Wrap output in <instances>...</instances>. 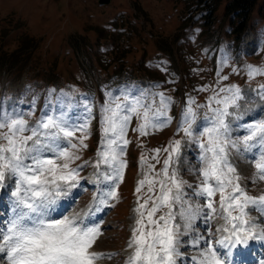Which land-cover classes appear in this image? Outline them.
<instances>
[{
    "label": "rangeland",
    "instance_id": "rangeland-1",
    "mask_svg": "<svg viewBox=\"0 0 264 264\" xmlns=\"http://www.w3.org/2000/svg\"><path fill=\"white\" fill-rule=\"evenodd\" d=\"M243 3L246 0H110L106 5L98 0H0V110L22 114L30 126L45 114H63L69 122L89 124L87 148L76 161L83 165L80 187L61 199L50 215L79 213L85 224L100 228L93 251L104 253L105 258L97 264H125L134 226L135 188L148 172L147 164L141 167L140 156L143 153L153 164V149L182 138L176 129L189 99L195 100L196 124H201L208 109L196 106L206 105L220 87L236 85L242 99L230 109L232 138L239 140L247 134V125L264 121V91L260 90L264 75L248 76L249 65L264 69V0H253L245 22L237 28ZM223 76L228 79H220ZM202 87L208 90L199 91ZM121 93L143 94L147 102L154 98L158 102L157 94L163 93L171 99L172 122L162 131L150 130L140 137L132 131L140 122L133 117L118 198L105 204L99 193L110 182L98 180L92 165L101 146V106L109 94ZM85 105L91 107L90 114ZM258 148L246 151L241 145L229 155L251 196L264 193V181L252 182L256 169L251 158L259 155ZM200 151L185 139L177 165L180 176L193 186L198 182ZM164 156L161 153V160ZM104 171L102 166L100 172ZM185 191L192 196L191 189ZM0 195V209L8 215V191L0 190ZM191 202L203 200L193 197ZM250 214L258 216L255 211ZM223 223L218 218L205 221L201 215L194 232L181 237L188 243L180 245L179 264H192L188 258L197 255L188 246L192 237L209 238L206 230L211 228L214 240L219 235L215 229ZM253 253V261L247 264L261 258Z\"/></svg>",
    "mask_w": 264,
    "mask_h": 264
},
{
    "label": "snow or ice",
    "instance_id": "snow-or-ice-1",
    "mask_svg": "<svg viewBox=\"0 0 264 264\" xmlns=\"http://www.w3.org/2000/svg\"><path fill=\"white\" fill-rule=\"evenodd\" d=\"M256 75H264V69L249 65V78ZM260 90L264 91V85ZM109 96L101 106V146L92 165L98 180L102 177L110 182L99 193L105 204L118 198L133 117L140 122L132 131L140 137L148 136L150 130L162 131L172 122L168 114L171 99L163 93L157 94L158 102L155 98L147 102L143 94ZM241 99L238 86L220 87L206 105L196 106L208 109L201 124H196L195 100L189 99L176 129L182 138L153 149V164L141 154L140 165L147 164L148 172L135 188L134 226L125 264H179L180 245L188 243L181 237L194 232L201 215L205 221L218 218L224 223L215 229L219 235L214 240L211 228L206 230L209 238L199 234L191 238L188 246L197 251L189 258L192 264H247L252 244L264 247V193L249 195L229 160L230 151H239L241 145L246 151L259 146V155L251 158L256 169L252 182L264 181V121L247 125V134L239 140L231 136L230 109L237 108ZM85 110L91 113L90 106L85 105ZM88 127V122H69L63 114H45L30 126L22 114L0 110V190L8 191L11 213L0 209V264H97L105 258L104 253L93 251L102 234L98 226L85 224L79 213L61 218L50 215L61 199L80 187L83 165L76 161L81 158L78 153L87 148ZM185 139L201 150L195 186L180 176L177 167ZM161 153L165 154L162 160ZM157 164L162 167L157 169ZM102 166L106 171L100 172ZM185 187L192 190V196ZM193 197L202 198L203 203H192ZM251 211L258 216L253 218ZM201 241H205L203 247ZM256 264H264V257Z\"/></svg>",
    "mask_w": 264,
    "mask_h": 264
},
{
    "label": "trees",
    "instance_id": "trees-1",
    "mask_svg": "<svg viewBox=\"0 0 264 264\" xmlns=\"http://www.w3.org/2000/svg\"><path fill=\"white\" fill-rule=\"evenodd\" d=\"M198 1H202V0H198ZM236 1V0H235ZM238 3H240V2H238ZM244 4V5H243ZM242 4V8L240 7V9H243L242 10V15H241V17H239L238 19H239V22H240V24L237 26V28H239L240 26H241V24H243L244 22H245V19H246V17H247V15H248V13H249V11H250V9H251V7H252V4H253V0H246V3H243Z\"/></svg>",
    "mask_w": 264,
    "mask_h": 264
},
{
    "label": "bare ground",
    "instance_id": "bare-ground-1",
    "mask_svg": "<svg viewBox=\"0 0 264 264\" xmlns=\"http://www.w3.org/2000/svg\"><path fill=\"white\" fill-rule=\"evenodd\" d=\"M6 212H8V215H11V213H10V211H6ZM253 245L254 246H261L259 243H253ZM195 253H197V252H195ZM189 259V258H188ZM246 260L249 262V261H251V259H249V258H246ZM185 264V263H184Z\"/></svg>",
    "mask_w": 264,
    "mask_h": 264
},
{
    "label": "water",
    "instance_id": "water-1",
    "mask_svg": "<svg viewBox=\"0 0 264 264\" xmlns=\"http://www.w3.org/2000/svg\"><path fill=\"white\" fill-rule=\"evenodd\" d=\"M98 3L99 4H102V5L109 4L110 3V0H98Z\"/></svg>",
    "mask_w": 264,
    "mask_h": 264
}]
</instances>
